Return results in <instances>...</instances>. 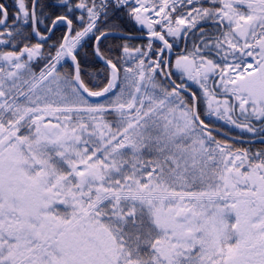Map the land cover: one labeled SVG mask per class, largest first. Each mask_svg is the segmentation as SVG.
<instances>
[{
	"label": "snow or ice",
	"instance_id": "6c2138e0",
	"mask_svg": "<svg viewBox=\"0 0 264 264\" xmlns=\"http://www.w3.org/2000/svg\"><path fill=\"white\" fill-rule=\"evenodd\" d=\"M0 264H264V0H0Z\"/></svg>",
	"mask_w": 264,
	"mask_h": 264
}]
</instances>
